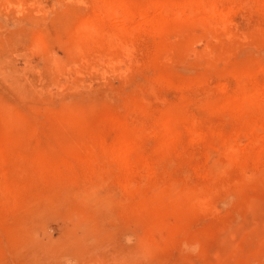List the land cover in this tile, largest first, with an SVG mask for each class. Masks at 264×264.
Returning <instances> with one entry per match:
<instances>
[{
	"label": "rangeland",
	"instance_id": "rangeland-1",
	"mask_svg": "<svg viewBox=\"0 0 264 264\" xmlns=\"http://www.w3.org/2000/svg\"><path fill=\"white\" fill-rule=\"evenodd\" d=\"M105 1L0 0V264H264V0Z\"/></svg>",
	"mask_w": 264,
	"mask_h": 264
},
{
	"label": "bare ground",
	"instance_id": "bare-ground-1",
	"mask_svg": "<svg viewBox=\"0 0 264 264\" xmlns=\"http://www.w3.org/2000/svg\"><path fill=\"white\" fill-rule=\"evenodd\" d=\"M105 4H106L105 7L108 8L109 12L111 13V17L113 18V20H115V21L121 20L123 22L122 23L123 30L127 29L128 26L130 24H132V22L137 19L138 16H139L138 19H141L144 16H145L144 18H147V19L149 18V16L148 17H146V15L143 16V14H146L145 11L147 9V8H145L143 6L139 7V9L135 12V11H130V10H123V11L122 10H116V9L113 10L114 6L126 7V3L123 0H106ZM151 4H152L153 7L155 6L156 8L158 7V9L159 8L161 9V11L159 9V11L162 12V14H161L162 16H160V19H164V18L168 17L170 14H174V13H181V14H184V15H187V16L193 15L192 14L193 10H191V8H187L185 6V4L168 3V2H164V1H154ZM208 6L210 7L211 3H209ZM159 15H160V13H159ZM153 18L150 19V21L147 20V19H142L143 22L141 20V22H142L141 24L143 26L148 24L150 26V28H151V31H153L152 28L154 30L157 29V27H158V25L160 23V19L157 20V21H154ZM122 28L120 30H122ZM150 28L148 27V28H146V30L148 31V29L150 30ZM92 37H93L92 35L88 36L89 39H91ZM263 96H264V93L260 90V88H258V89H252V90H249V91H245L241 96L238 95V96L232 97V98H235L237 100V102H236L237 104H239V103H241V104L243 103L244 104V103H248V101H247L248 99H250L252 101V103H255L257 101V99H259L260 97L262 98ZM260 99L257 102H259ZM231 100L232 99L229 98V102ZM233 102H234V100H233ZM126 138L119 136V137L116 138L117 141L116 142L114 141V145H109V143H107L109 145V147H108L107 144L105 145L106 147H108L107 148L108 151L109 150L111 151V153H110V151H109V153L111 155L113 154L114 159L116 158L115 160H119L124 167L128 166L129 162H130L129 161V156H128V153H127V151H128V143L129 142H128V140H126ZM112 143H113V141H112ZM119 161H118V163H119Z\"/></svg>",
	"mask_w": 264,
	"mask_h": 264
}]
</instances>
